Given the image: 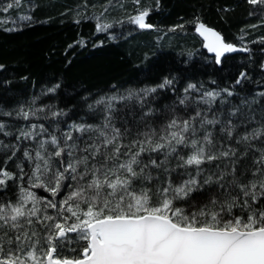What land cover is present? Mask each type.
<instances>
[{"label":"snow or ice","instance_id":"6c2138e0","mask_svg":"<svg viewBox=\"0 0 264 264\" xmlns=\"http://www.w3.org/2000/svg\"><path fill=\"white\" fill-rule=\"evenodd\" d=\"M245 2L255 23L237 42L194 14L211 60L188 51L155 86L65 88L61 107L41 98L62 80L23 98L0 81V264H264V0ZM22 8L21 28L94 21L111 41L116 25L167 35L189 23H152L162 0L0 4ZM233 11L217 8L225 21ZM160 90L172 98L157 106Z\"/></svg>","mask_w":264,"mask_h":264},{"label":"trees","instance_id":"16d2710c","mask_svg":"<svg viewBox=\"0 0 264 264\" xmlns=\"http://www.w3.org/2000/svg\"><path fill=\"white\" fill-rule=\"evenodd\" d=\"M40 2L57 4L63 10L64 5H71L75 0ZM148 2L154 3L155 0ZM3 3L5 0H0V4ZM162 3L163 10L153 14L151 22L162 27L189 22L184 29L167 35L155 30H139L128 35L127 25L124 28L116 25L112 31L121 37L118 41H111L106 34L95 32L94 21L81 25L71 21L63 25L54 22L21 28L23 22L15 21L25 9H13L9 13L0 11V63L6 66L0 70V81L11 80V89L21 93L23 98L38 95L43 87L62 80V88L57 94L41 99L43 103L59 100L60 106L66 107L65 88L75 87L83 96L86 95L85 90H108L112 84L120 85L121 90L155 86L162 82L164 76L185 70L186 65L181 61L187 58L188 51L195 53L193 63L204 57L211 60L212 56L204 50L190 23L194 14H201L206 23L220 30L230 42H237V37L243 35L241 28L255 23L247 16L250 6L245 0H162ZM223 4L235 6V11L227 14L226 21L217 12ZM47 14L54 15L55 10L46 8L36 13L41 19ZM7 28L14 30L9 32ZM158 36L161 39L157 40ZM80 39L87 43L77 46L75 42ZM101 40L104 41L102 45L99 44ZM70 44L71 48L68 47ZM93 44L98 47L94 48ZM143 53L149 54L147 61H144ZM228 56L236 61L247 59L246 54ZM208 74L198 73L203 79H208ZM21 76H28V79L22 80ZM158 95L161 99L157 106L172 98L167 90H160ZM79 107L83 115L85 106L81 103Z\"/></svg>","mask_w":264,"mask_h":264},{"label":"water","instance_id":"95a60500","mask_svg":"<svg viewBox=\"0 0 264 264\" xmlns=\"http://www.w3.org/2000/svg\"><path fill=\"white\" fill-rule=\"evenodd\" d=\"M198 37H199V39L202 41V37H200L198 34H196ZM204 50H206V49H204ZM207 51V50H206ZM208 53V52H207ZM209 55H213V54H211V53H208ZM226 55H230V54H226Z\"/></svg>","mask_w":264,"mask_h":264},{"label":"rangeland","instance_id":"374dc122","mask_svg":"<svg viewBox=\"0 0 264 264\" xmlns=\"http://www.w3.org/2000/svg\"><path fill=\"white\" fill-rule=\"evenodd\" d=\"M21 21L19 20V19H17L16 21H15V23H20Z\"/></svg>","mask_w":264,"mask_h":264}]
</instances>
